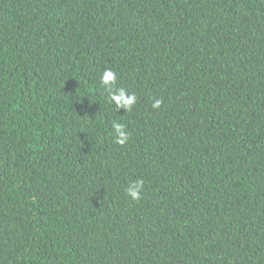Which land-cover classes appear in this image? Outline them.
Returning a JSON list of instances; mask_svg holds the SVG:
<instances>
[{"label": "trees", "instance_id": "trees-1", "mask_svg": "<svg viewBox=\"0 0 264 264\" xmlns=\"http://www.w3.org/2000/svg\"><path fill=\"white\" fill-rule=\"evenodd\" d=\"M0 264H264V0H0Z\"/></svg>", "mask_w": 264, "mask_h": 264}, {"label": "clouds", "instance_id": "clouds-1", "mask_svg": "<svg viewBox=\"0 0 264 264\" xmlns=\"http://www.w3.org/2000/svg\"><path fill=\"white\" fill-rule=\"evenodd\" d=\"M100 86L107 92L106 102L109 105H114L117 112L123 109L125 113H130L137 103V96L134 92L130 93L126 88L117 86V73L111 68H106L102 72ZM162 103L161 99H156L151 104V107L159 109ZM111 129L117 144L125 146L129 142L130 133L126 130L125 124L113 120ZM144 184L145 181L143 179L130 181L125 189L127 197L133 202L140 201L142 199Z\"/></svg>", "mask_w": 264, "mask_h": 264}]
</instances>
